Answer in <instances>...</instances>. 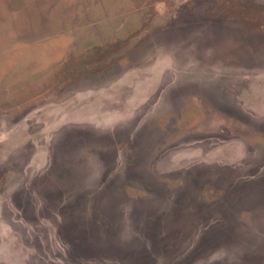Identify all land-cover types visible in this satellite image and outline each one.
<instances>
[{
  "label": "rangeland",
  "instance_id": "374dc122",
  "mask_svg": "<svg viewBox=\"0 0 264 264\" xmlns=\"http://www.w3.org/2000/svg\"><path fill=\"white\" fill-rule=\"evenodd\" d=\"M0 264H264V0H0Z\"/></svg>",
  "mask_w": 264,
  "mask_h": 264
}]
</instances>
